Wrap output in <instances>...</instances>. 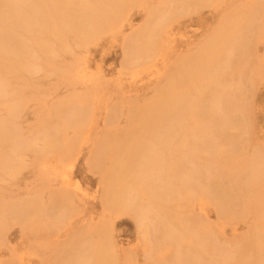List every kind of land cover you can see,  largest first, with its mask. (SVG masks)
Wrapping results in <instances>:
<instances>
[{
	"label": "bare ground",
	"instance_id": "1",
	"mask_svg": "<svg viewBox=\"0 0 264 264\" xmlns=\"http://www.w3.org/2000/svg\"><path fill=\"white\" fill-rule=\"evenodd\" d=\"M205 10L214 27L173 58L177 25ZM103 42L121 44L113 81L87 65ZM145 77L151 95H127ZM259 85L264 0H0V249L19 227L44 237L33 248L46 264H264ZM85 148L103 213L74 227ZM26 170L35 182L21 191ZM124 216L140 253L119 249Z\"/></svg>",
	"mask_w": 264,
	"mask_h": 264
},
{
	"label": "rangeland",
	"instance_id": "2",
	"mask_svg": "<svg viewBox=\"0 0 264 264\" xmlns=\"http://www.w3.org/2000/svg\"><path fill=\"white\" fill-rule=\"evenodd\" d=\"M215 13L208 10L182 21L180 30L172 38L173 58L183 54L190 46L197 44L214 27ZM142 23V15H136L133 18L134 26ZM119 42H103L99 46L92 48L86 55L87 65L90 72L95 75H101L108 81L117 78L121 70L122 49ZM193 46V47H194ZM155 77L143 78L138 80L136 85H131L129 81L124 83L127 95L149 96L153 92ZM252 122L254 124L255 140L257 144L264 147V85H259L253 92L251 100ZM34 114L27 116L26 123H31ZM99 127H102V119L99 120ZM73 183L79 185L77 202L83 208L84 214L74 221V227H81L91 221L96 222L103 211L100 205L99 177L89 169V153L85 148L83 154L78 158L74 168ZM35 182V176L31 170H26L20 177L21 191H26ZM55 186H59L53 182ZM83 194L84 197L81 195ZM208 219L211 222L216 221L215 213H209ZM114 230L119 249L121 252L132 251L133 254L140 253L137 244L139 235L135 222L129 217L114 218ZM247 231V227H239L236 234L242 235ZM61 236V237H60ZM53 237L52 241L63 239V235ZM44 241V237L30 236L22 233L19 227H14L8 232V245L1 248L3 256H0V264L7 262L10 257L16 258L15 264H46L47 260L40 257L33 248L34 245ZM13 254V256H11ZM133 256V255H132ZM133 259L137 264H141V258Z\"/></svg>",
	"mask_w": 264,
	"mask_h": 264
}]
</instances>
